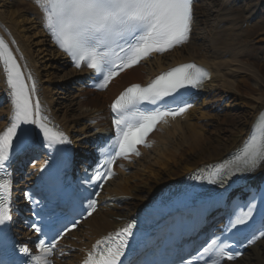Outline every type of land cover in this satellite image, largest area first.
Masks as SVG:
<instances>
[{"label": "bare ground", "instance_id": "6f19581e", "mask_svg": "<svg viewBox=\"0 0 264 264\" xmlns=\"http://www.w3.org/2000/svg\"><path fill=\"white\" fill-rule=\"evenodd\" d=\"M197 1L203 3L193 5V24L188 45L161 57H154L126 72L113 81L105 93L79 89L71 99L68 93L61 97L55 94L57 92L44 87L45 83L54 86L51 83L55 80L63 89L69 88L76 84L83 72L77 73L72 69L63 71V68L69 67L68 58L52 45L50 34L44 27L42 8L36 0H0V37L12 46L26 83L29 86L32 84V80L27 79L29 73L35 81L37 90L33 100H40L42 115L48 117L51 126L65 133L74 151L78 153L79 150L89 152L88 142L105 135L109 130L107 104L125 87L132 84L146 85L160 74L186 63H197L211 73V81L206 85L208 100H203V106L191 110L182 119L172 122L171 127L152 135L154 145L151 149H142L140 156L126 165V172H119L117 180L106 184L101 197L102 201H107L106 207L98 210L63 241V251L72 249L73 252L65 257L64 263L57 264H79L97 240L120 228L161 192L175 188L177 183L203 166L231 160L264 110V56L260 65H254L255 62L249 64L252 61L251 52L240 44V40L244 39L242 30L245 23L238 26L239 17L235 10H243V6H237V0H233L234 3L231 0L221 3L219 0ZM215 6L217 16L211 19L214 26L210 28L209 16L213 14L209 10ZM260 6L256 0H248L243 11L248 20L258 21L253 25L247 23L246 30L261 24L258 17L262 14ZM29 10L33 16L31 20L26 18ZM26 21L37 31L44 28L48 39L41 31L27 36L30 28L25 26ZM218 21L226 22V27L216 28ZM201 25H204L203 29H200ZM195 30L201 31L203 35L193 37ZM39 37L43 38L41 42L45 46L37 53L29 41ZM258 42L264 44V33ZM33 44L40 46L41 43ZM73 74L76 75L74 80ZM0 93H4L7 100V111L5 108L0 110V119L5 117L0 122L2 133L10 126L13 116L11 90L7 85L3 64H0ZM222 100L225 112L214 114V105ZM205 106L208 112L202 111ZM79 155L81 158H89L83 153ZM38 167L31 168L29 172L39 170ZM255 173H259L257 178L264 176V166ZM255 173L243 174L245 176H240L236 184L247 182L249 176ZM27 181L32 182L33 178ZM25 183H19L15 189L18 190ZM234 264H264V240L247 250Z\"/></svg>", "mask_w": 264, "mask_h": 264}, {"label": "snow or ice", "instance_id": "6c2138e0", "mask_svg": "<svg viewBox=\"0 0 264 264\" xmlns=\"http://www.w3.org/2000/svg\"><path fill=\"white\" fill-rule=\"evenodd\" d=\"M45 17V29L57 46L73 61L74 67L82 66L97 74L96 87L107 88L109 83L121 72L132 68L153 53L164 54L189 41L193 24L194 0H36ZM0 62L7 74V85L11 90L13 116L10 126L0 133V226L13 219L12 208L8 203L11 196V181L3 179L7 175L6 162L24 151L30 142L39 138L42 145L55 150L57 145L70 143L63 131L51 126L47 116L42 115L40 100L36 98V84L31 74V86L16 57L4 39L0 38ZM210 78L207 70L194 63H186L172 68L151 81L147 86L132 84L111 104L114 137L100 150L101 159L93 176L88 181L103 188V182L113 176V165L117 159L139 156L138 146L151 147L148 136L157 125L167 123L185 114L191 105L182 101L186 94L181 89H199ZM178 94V95H177ZM171 97L176 107H169L165 98ZM34 126L32 128L22 127ZM19 130V134H18ZM258 135H252L242 150L231 160L218 163L204 170L198 179L210 185L223 186L237 174H251L264 166V117L257 125ZM27 195V194H26ZM93 195L98 196L99 193ZM30 202L31 196H27ZM250 201L246 210L234 214L228 227L236 229L240 225H255L253 218L257 205ZM39 203V202H36ZM264 203V196H261ZM97 201L87 198V213L91 216L96 210ZM75 211V209L73 210ZM79 220L53 229L50 241H39V255H32L27 246L19 251L26 258L22 264H51L49 257L60 239L75 229ZM25 226L40 233L42 228L32 221ZM131 223L118 232L98 240L93 250L87 254L83 264H122V257L133 236ZM258 238L264 239V225L248 238L249 246ZM230 245L219 237L196 253V259L188 264H221L233 261L242 253L229 251ZM63 254V253H61Z\"/></svg>", "mask_w": 264, "mask_h": 264}, {"label": "rangeland", "instance_id": "374dc122", "mask_svg": "<svg viewBox=\"0 0 264 264\" xmlns=\"http://www.w3.org/2000/svg\"><path fill=\"white\" fill-rule=\"evenodd\" d=\"M223 1H225V0H219L218 2L221 3ZM231 1L233 2V0H231ZM7 2H8V0H7ZM256 2L257 3L259 2L261 4L260 10L262 11V14L258 16L259 19H260V22L259 23H261L260 25H258L256 27H253L251 29L246 30L247 23H249L250 25H253L255 22L258 21V20H252V21L248 20V16L246 15V12L243 11V10H245V6L247 5L248 0H237L236 5L237 6H243V10H241V9L235 10V13L239 17L238 18V22H237L238 23V26H240L241 24L245 23L244 24V29L242 30V32H243L242 34L244 35V39H241L240 40V44L242 46H245L246 49H248V51L251 52V55L250 56H252L251 57L252 61H249L248 63L249 64H252L253 62H255L254 65L258 66V65L261 64L262 57L264 56V44L263 43L260 44L259 42L257 43L258 38H260V36L262 37V35L264 33V0H256ZM198 3L199 4H202L203 1L202 2L199 1ZM19 9H20V7H19ZM209 12H212V14H213V16H209V18H210L209 26L212 25L210 27V28H212L214 26V21H211V19H215V17L217 16V7L215 6V7L210 8ZM30 13H31V10H29V11L26 12V18L29 19V20H31L32 17H33ZM241 16H242V19H241ZM201 20H204V19L201 18ZM210 22H212V23L210 24ZM225 24H226V22H221V21L219 22L218 21L216 23V28L217 27L225 28L226 27ZM25 26L28 27V28H30V33L28 32L27 36L28 35L31 36L32 33H35V32H38L39 31V30L37 31L34 28L32 29V27H34V26H32V24L29 23V21H26L25 22ZM202 26L204 27V25H201V28L200 29H203ZM216 30H218V29H216ZM200 32L201 31L197 30V32L195 33L194 36H199V35L201 36V35H203ZM41 41H43V38L42 37L41 38L39 37V38H36V39H33V40H30L29 41V43L30 42L32 43V45H30V46H32L37 53H38L39 50L43 49V46H45L44 42H41ZM33 42H37V43L40 42L41 44H40V46H35L33 44ZM254 55H256V56H254ZM253 58H254V60H253ZM52 63H54V61ZM69 70H71L70 67L63 68V71H69ZM75 76L76 75L73 74V76H72L73 80H74ZM43 80H46L45 77H43ZM46 84L47 83L44 84V87H48L51 90L57 92L55 94H58V96L60 95L61 97H63V96H65L66 93H68V95H69V97L71 99L74 98V95L73 94H75V87L73 85L71 87H69V88H64L63 89L62 86L60 85V83L58 84V82L55 81V80L53 81V83H51V84H54V86L53 85H49L48 86ZM71 88H72V90H71ZM217 103H219V104H215L216 106H219V105L222 104L221 107L223 108V100L221 102H217ZM202 111L203 112H208L207 110H202ZM224 112H225V110L223 108V111L220 114H223ZM191 118H192L191 120L195 121V118L194 119H193V117H191Z\"/></svg>", "mask_w": 264, "mask_h": 264}]
</instances>
